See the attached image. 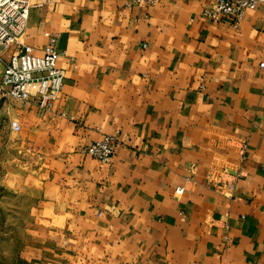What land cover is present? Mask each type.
Segmentation results:
<instances>
[{
  "label": "crops",
  "instance_id": "0c3cea01",
  "mask_svg": "<svg viewBox=\"0 0 264 264\" xmlns=\"http://www.w3.org/2000/svg\"><path fill=\"white\" fill-rule=\"evenodd\" d=\"M30 1L21 41L57 34L66 79L51 108L0 95L25 154L7 174L30 198L24 257L264 264V3L233 26L203 14L217 0ZM106 134L111 163L84 151Z\"/></svg>",
  "mask_w": 264,
  "mask_h": 264
},
{
  "label": "built area",
  "instance_id": "2783aa9c",
  "mask_svg": "<svg viewBox=\"0 0 264 264\" xmlns=\"http://www.w3.org/2000/svg\"><path fill=\"white\" fill-rule=\"evenodd\" d=\"M261 3L264 0H217L213 7L205 8L203 14L217 21L229 17L233 26H239L246 12ZM31 7L30 0H0V63L3 66L0 95L35 101L42 108H51L63 90L66 73L58 65L61 51L57 34L50 36L41 53L21 41ZM13 44H17L16 50L9 58L4 57L1 50ZM14 128L19 129L20 125L14 123ZM117 147V136L106 134L87 144L84 151L104 163H111ZM183 190L184 187L177 189L178 192Z\"/></svg>",
  "mask_w": 264,
  "mask_h": 264
},
{
  "label": "rangeland",
  "instance_id": "374dc122",
  "mask_svg": "<svg viewBox=\"0 0 264 264\" xmlns=\"http://www.w3.org/2000/svg\"><path fill=\"white\" fill-rule=\"evenodd\" d=\"M11 138L8 131L0 133V264H32L24 257L32 236L30 198L19 183L7 180L10 161L23 163L25 154L16 143H8Z\"/></svg>",
  "mask_w": 264,
  "mask_h": 264
}]
</instances>
